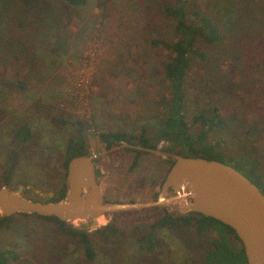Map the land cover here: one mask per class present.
I'll use <instances>...</instances> for the list:
<instances>
[{
  "label": "rangeland",
  "instance_id": "rangeland-1",
  "mask_svg": "<svg viewBox=\"0 0 264 264\" xmlns=\"http://www.w3.org/2000/svg\"><path fill=\"white\" fill-rule=\"evenodd\" d=\"M7 1L9 12L0 2V83L9 77L22 79V69L35 60L29 54L31 40L40 39L46 30L41 23L49 16L74 53L60 65L57 80L64 88V97L58 108L44 104L43 110L31 106L17 109L26 88L0 87V186L11 168L6 187L14 192L22 187L23 198L46 202L56 196L67 184L63 168L66 145L76 135V123L80 122L104 200H156L174 158L164 150L166 143L160 142L156 151L145 150L131 171L135 147L119 144L106 149L99 134L117 131L138 137L146 128L151 141L161 139L160 128L167 113L163 103L169 98L162 66L171 53L151 43L155 39H178L172 20L162 13L171 0H87L84 7L44 2L36 9L29 8V12L20 10L19 0ZM188 1L215 17L225 39L219 46L209 47L202 41L197 44L206 58H192L185 92L186 120L190 121L196 107H217L227 125L222 132L211 134L209 143L220 142L228 153L246 148L264 172V22L260 17L264 8L258 0ZM16 5L17 9L12 8ZM54 39L44 44L46 49L52 48ZM106 50L116 57L115 65L108 67L138 85L141 96H135L139 100L134 104L139 115L125 114L116 122L105 118L107 112L110 114L107 109H103V116L98 115L97 100L92 95ZM114 103L109 98L106 106ZM16 111L24 112L22 118L15 116ZM24 122L31 129L28 141L25 134H15L16 125ZM173 195L169 191L164 197ZM189 203L179 199L161 207L115 213L106 217L103 226L98 221L87 226L67 224L90 236L96 250V258L90 263L85 261L77 240L50 220L5 223L0 248L19 255L9 264H205L203 255L215 238L213 231L196 234L193 228H156L153 232L158 243L153 251L142 241L165 212L173 216L189 214ZM109 224L119 233L114 235L106 229ZM232 241L235 248L241 247L239 241Z\"/></svg>",
  "mask_w": 264,
  "mask_h": 264
},
{
  "label": "trees",
  "instance_id": "trees-1",
  "mask_svg": "<svg viewBox=\"0 0 264 264\" xmlns=\"http://www.w3.org/2000/svg\"><path fill=\"white\" fill-rule=\"evenodd\" d=\"M17 1V0H16ZM264 8V0H258ZM4 4V9L9 12L7 0H0ZM20 10L29 12L38 3L57 2L67 7H84L87 0H19ZM18 3V1H17ZM163 15L173 22V30L178 39L175 42L163 39L152 41L153 47L161 48L171 53V57L163 64L162 72L167 83L166 89L169 98L163 103L166 109L165 119L160 128L159 136L153 142L148 137L147 129L142 128L138 137L127 135L124 132H103L99 134V140L106 149H111L119 144L134 146L132 151L136 154L130 170L137 166L140 156L145 150L156 151L160 142L166 143L164 150L173 155L172 163L177 156L194 157L207 160H214L229 165L239 173L249 179L264 194V172L256 157L252 156L246 148H237L228 153V149L220 142L209 143L211 134H218L226 128L227 121L215 106L195 108L190 121L185 117V92L187 85V74L192 65V58L205 60L206 55L197 49V44L202 41L209 47L219 46L225 39V33L217 23L215 17L201 9L198 5L190 4L188 0H171L162 9ZM263 13V14H262ZM260 16L264 22V10ZM9 86L8 83H0V87ZM77 133L66 145V160L63 164L64 173L67 174V164L72 157L90 156L87 149V141L84 134L85 128L80 122L76 123ZM11 168L4 178V185H9ZM2 187V186H0ZM66 198V186L64 185L58 194L46 202H61ZM29 216V215H23ZM53 221L58 224V228L65 234L75 238L81 245L85 261L90 263L96 258V250L86 231L73 229L65 222L55 218L38 217ZM11 217L0 216V230L5 223L10 222ZM193 228L196 234H203L208 231L215 232V238L208 244V249L204 252L203 261L205 264H247L242 246L235 248L232 238L239 241L234 231L220 223L219 221L203 216L201 214H187L173 216L165 212L163 216L151 226V232L142 236V241L146 242L147 248L153 251L158 240L153 230L156 228ZM112 234H118L119 230L112 224L106 226ZM101 233V231H99ZM19 255L13 250L0 248V264L16 262Z\"/></svg>",
  "mask_w": 264,
  "mask_h": 264
},
{
  "label": "water",
  "instance_id": "water-1",
  "mask_svg": "<svg viewBox=\"0 0 264 264\" xmlns=\"http://www.w3.org/2000/svg\"><path fill=\"white\" fill-rule=\"evenodd\" d=\"M66 198L57 203L23 198L0 187V216L33 215L87 226L115 213L161 207L186 199L187 211L230 227L244 250L247 264H264V194L233 167L214 160L177 156L167 171L157 199L145 203L104 200L92 156H75L67 164ZM173 191L174 195L164 197Z\"/></svg>",
  "mask_w": 264,
  "mask_h": 264
},
{
  "label": "crops",
  "instance_id": "crops-1",
  "mask_svg": "<svg viewBox=\"0 0 264 264\" xmlns=\"http://www.w3.org/2000/svg\"><path fill=\"white\" fill-rule=\"evenodd\" d=\"M17 7L18 5L15 7L12 6V8L15 9H17ZM34 8H38L37 5H35ZM41 25H43V28L46 30H43L38 41H34L32 38V46L29 49V54L35 59L34 62L28 63L27 66L22 69V79H16L14 81L9 77L10 80L7 81V78H5V82L9 84V86L6 87L18 89L24 88V90L26 88L24 91L25 94H21L22 98L20 100V105L16 106L17 109L20 107V109L23 110L28 106L34 107L35 109H42L44 104H47L49 107L55 106L58 108L63 103L64 88L57 79L59 78L58 76L61 63L68 56L73 55V47L69 45V41L64 35L62 36L56 32L57 23L53 22L51 16H49V19L44 20ZM32 36L38 35L32 34ZM49 38H55L54 43L53 46H51V49H46L47 47L44 44L50 42ZM46 40H48V42ZM115 59L116 57H113L112 53H109L107 50L105 51V58L103 59L102 66L96 76V91L92 96L94 100H97V108L99 109L98 115L103 116V109H107L110 111V114L107 112V115H104L105 118H114L116 122V119L125 117V114H128L129 117L135 116L136 114L139 115L136 111L134 103L139 100L135 96H139L140 98L141 94L140 92H137V89L139 91L138 85H136V83L130 79L129 76V78L127 76L122 77L120 76V72L112 71V69L108 67L115 65ZM107 69L112 72L107 71ZM8 93L10 95L12 93L13 95L14 91H8ZM109 98L114 99L115 103L107 107L106 102H108ZM11 103H16V101H11ZM17 112L18 111L14 113L15 116L22 118L24 112ZM59 114L61 116L63 115V113ZM63 123L67 122L63 121ZM16 126H18V128L16 129L15 134L18 136H20V133H23V135L25 134V139L28 141L31 135L29 124L24 122L21 124L18 123ZM8 188L11 190L10 186H8ZM17 219H24L28 222H32V220L46 221V219L38 218L33 215H15L11 217L10 222Z\"/></svg>",
  "mask_w": 264,
  "mask_h": 264
},
{
  "label": "bare ground",
  "instance_id": "bare-ground-1",
  "mask_svg": "<svg viewBox=\"0 0 264 264\" xmlns=\"http://www.w3.org/2000/svg\"><path fill=\"white\" fill-rule=\"evenodd\" d=\"M105 219L106 217H103V216L98 219V222L101 226L105 225Z\"/></svg>",
  "mask_w": 264,
  "mask_h": 264
}]
</instances>
